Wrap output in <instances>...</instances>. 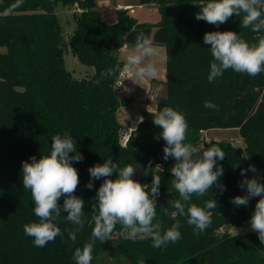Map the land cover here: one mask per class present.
I'll return each instance as SVG.
<instances>
[{
    "label": "trees",
    "instance_id": "obj_1",
    "mask_svg": "<svg viewBox=\"0 0 264 264\" xmlns=\"http://www.w3.org/2000/svg\"><path fill=\"white\" fill-rule=\"evenodd\" d=\"M206 2L139 0L142 5H157L159 21H139L122 8L117 10L116 22L109 24L101 18L97 0H0V46L6 48L0 53V264H75V249L91 239V205L103 182V178L92 180L93 188L88 189V169L109 158L120 167H137L135 175L143 174L151 163L161 178L159 196L165 199L156 202L157 219L164 229L170 227L175 221L164 210L174 211L168 201L179 199L171 189L174 160L163 159L165 142L154 139L161 129L153 124V115L165 106L184 114L188 122L186 143L219 146L226 155L217 161L224 168L219 178L226 189L223 194L214 187L206 195L191 199L201 207L212 198L217 201L216 208L210 210L212 223L195 235L187 218L178 216L181 238L163 250L154 248L150 238L135 242L122 238L121 226L117 225L111 240L95 242L91 264H105L106 260L138 264L140 258L145 264H264V245L256 232L232 234L225 229L226 225L248 224L259 199L253 198L247 206L231 203L235 196L246 194L239 187L241 169L255 165L257 172L246 175L258 176L264 183V73L252 77L228 69L209 83L213 57L210 45L203 41L206 32L234 31L249 43H256L264 31L255 33L241 27V17L237 16L219 27L196 20L195 14ZM58 3L79 9L70 45L81 63L95 69L89 78H76L66 67L63 27L54 10ZM140 33L166 49V94L157 100L154 110L142 112L143 122L124 146L122 132L126 126L119 119V111L129 106L132 98L119 95L116 82L121 71L104 78L100 74L117 65L123 69L120 50L126 44L133 45ZM205 101L216 107L205 108ZM213 128L238 129L244 146L205 142L201 131ZM66 131L84 157L72 163L79 174L75 194L85 200V225L72 242L66 229L77 226L67 222L66 213H62L57 223L63 235L36 247L23 231L25 224L38 218L30 191L23 188L22 162L49 155L51 138ZM156 165L161 168L154 169ZM144 176L150 188L151 172Z\"/></svg>",
    "mask_w": 264,
    "mask_h": 264
},
{
    "label": "clouds",
    "instance_id": "obj_2",
    "mask_svg": "<svg viewBox=\"0 0 264 264\" xmlns=\"http://www.w3.org/2000/svg\"><path fill=\"white\" fill-rule=\"evenodd\" d=\"M233 16L241 17V27L261 33L264 31V0H207L195 14L196 20L217 27ZM203 41L210 45L213 57L207 76L209 83L228 69L252 77L264 73V36L256 43H249L234 31H211L204 34ZM123 50V69L119 65L109 68L100 74L102 78L120 71L129 73L137 80H150L159 76L160 69L155 58L164 57L151 36L140 33L134 44L131 47L124 45ZM96 83H100V80ZM203 106L209 109L216 107L210 101H205ZM142 122L143 117H139L138 123ZM153 124L161 129L154 139L162 138L165 142L163 159L174 160L170 168L171 189L179 194V199L168 201L174 211L165 209L164 214L175 222L164 229L162 221L157 219L156 197L160 195L161 178L153 171L151 163L143 173L148 175L151 172L152 183L149 188L148 184L133 179L137 167H120L112 158L104 160L88 169L91 177L86 184L88 189L93 188L92 180L103 178V182L96 191L95 203L91 205V221L94 223L91 239L82 248L75 249V264H91L95 242L111 240L117 225L121 226L119 235L122 238L133 242L150 238L152 246L162 250L181 238L178 216L187 218V224L193 226L195 235L210 227V210L216 208L217 201L212 198L201 207L192 203L191 199L193 195H206L214 187L219 189L221 195L226 190L219 180L224 168L217 164L218 160H224V151L215 145L205 147L186 143L188 122L184 114L173 107L165 106L156 112ZM51 141L49 155H41L39 159L32 156L30 162H22L21 168L23 188L30 191L34 215L38 218L35 222L25 224L23 231L26 236L33 238L36 247H44L57 236L63 235L57 223L62 213H66L67 222L77 226L74 230L66 229L72 242L76 241L77 233L85 225V200L75 194L79 174L72 163L81 162L84 157L77 151L76 141L67 131L62 136L54 135ZM160 168V165H156L154 169ZM248 171L256 173V166L249 165L247 169H241L243 179L239 187L246 190V194L235 196L231 203L236 207L247 206L250 200L259 197L249 223L251 231L258 233V239L264 245V183L258 176L248 178ZM138 264H145L144 258L138 259Z\"/></svg>",
    "mask_w": 264,
    "mask_h": 264
},
{
    "label": "rangeland",
    "instance_id": "obj_3",
    "mask_svg": "<svg viewBox=\"0 0 264 264\" xmlns=\"http://www.w3.org/2000/svg\"><path fill=\"white\" fill-rule=\"evenodd\" d=\"M98 4V3H97ZM157 6V5H156ZM99 7V6H98ZM55 12L58 15L63 27L64 36V58L66 67L72 72L76 78H89L94 75L95 69L80 62L78 57L74 54L71 45L70 37L75 29V12L79 11L76 6H65L58 3L55 7ZM104 17H109L108 8H99ZM139 21L156 22L160 19V13L155 7L146 6L140 13H136ZM115 19V18H114ZM130 45L129 47H131ZM160 49L161 56L156 57V63L160 69V74L157 78L150 80H137L134 77H126L124 86L119 89V95L123 97H131L132 101L129 106L122 107L119 111V119L123 122L126 128L136 127L137 119L144 110H154L156 108L157 100L165 96L166 86L163 80V68L166 69V49L163 46L157 45ZM6 50L5 47L0 46V53ZM120 56L124 58L125 52L122 48ZM201 137L205 142L212 141H226L234 143L236 146H244L245 142L236 128H213L209 130H202ZM134 176L133 178H135ZM232 234L253 232L250 228V223L242 226H232L230 229ZM105 264H129L123 260L117 262L115 260H106Z\"/></svg>",
    "mask_w": 264,
    "mask_h": 264
},
{
    "label": "crops",
    "instance_id": "obj_4",
    "mask_svg": "<svg viewBox=\"0 0 264 264\" xmlns=\"http://www.w3.org/2000/svg\"><path fill=\"white\" fill-rule=\"evenodd\" d=\"M97 3H98L97 6H99L98 10L99 8H103V7L108 8L110 18L104 17V15L100 12V10H99V13H100L101 18L109 24L116 22L118 9H122V8L128 9L130 13L137 19L139 18L136 16V13L137 12L140 13V11H142L146 6L155 7L157 9L156 4L142 5L139 3V0H97ZM129 77H131V75ZM162 79L166 80V69L165 68H163V78Z\"/></svg>",
    "mask_w": 264,
    "mask_h": 264
},
{
    "label": "built area",
    "instance_id": "obj_5",
    "mask_svg": "<svg viewBox=\"0 0 264 264\" xmlns=\"http://www.w3.org/2000/svg\"><path fill=\"white\" fill-rule=\"evenodd\" d=\"M129 76H130L129 73L121 71V72H120V76H119V78H118V80H117V82H116V86H117L119 89L122 88V87L124 86V82H125L126 77L128 78ZM139 117H143V115H140ZM139 117H138V118H139ZM137 125H138V119H137ZM136 127H137V126H136ZM136 127H134V128H133V127L126 128V129L122 132V144H123L124 146L127 145L128 140H129V138H130L132 132L136 129Z\"/></svg>",
    "mask_w": 264,
    "mask_h": 264
},
{
    "label": "water",
    "instance_id": "obj_6",
    "mask_svg": "<svg viewBox=\"0 0 264 264\" xmlns=\"http://www.w3.org/2000/svg\"><path fill=\"white\" fill-rule=\"evenodd\" d=\"M133 179L138 180L141 184H144L145 183V180H146L145 176L143 174H141V173H138L136 175V177L133 178ZM163 200H165V199L160 198V196L156 197V202L163 201ZM225 229L226 230H229L230 229V225H226L225 226Z\"/></svg>",
    "mask_w": 264,
    "mask_h": 264
},
{
    "label": "flooded vegetation",
    "instance_id": "obj_7",
    "mask_svg": "<svg viewBox=\"0 0 264 264\" xmlns=\"http://www.w3.org/2000/svg\"><path fill=\"white\" fill-rule=\"evenodd\" d=\"M136 175H137V174H136ZM136 175H135V176H136Z\"/></svg>",
    "mask_w": 264,
    "mask_h": 264
}]
</instances>
